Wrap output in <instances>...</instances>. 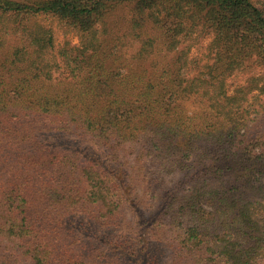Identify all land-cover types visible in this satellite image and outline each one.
<instances>
[{"label":"trees","instance_id":"16d2710c","mask_svg":"<svg viewBox=\"0 0 264 264\" xmlns=\"http://www.w3.org/2000/svg\"><path fill=\"white\" fill-rule=\"evenodd\" d=\"M257 89L264 0H0V264H264Z\"/></svg>","mask_w":264,"mask_h":264},{"label":"rangeland","instance_id":"374dc122","mask_svg":"<svg viewBox=\"0 0 264 264\" xmlns=\"http://www.w3.org/2000/svg\"><path fill=\"white\" fill-rule=\"evenodd\" d=\"M31 21H32L31 22L32 25H43L45 27L52 28L56 38V45L58 46H61L67 41H69L72 44L79 43V37L77 36V34L68 32L65 28L62 27L58 19L53 16H38L36 18H33ZM211 41H212L211 37H206L202 39L199 44L195 45L192 48L191 54L193 56L202 58L203 63L207 62L208 60L211 59L210 56L211 51L209 50ZM260 70H261L260 67L253 66L247 72L231 77L230 86L234 84L233 90H235L237 86L246 84L250 73H252L253 71L258 72ZM249 97L250 98L248 99V102L250 104L264 103V91H261L259 89L253 91ZM161 250L163 249L161 248ZM24 264H29V263L24 262Z\"/></svg>","mask_w":264,"mask_h":264}]
</instances>
